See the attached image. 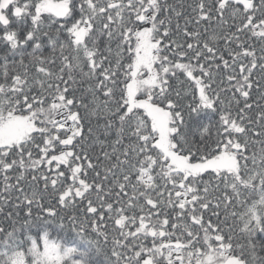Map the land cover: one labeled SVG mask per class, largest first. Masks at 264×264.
<instances>
[{"label": "snow or ice", "instance_id": "snow-or-ice-1", "mask_svg": "<svg viewBox=\"0 0 264 264\" xmlns=\"http://www.w3.org/2000/svg\"><path fill=\"white\" fill-rule=\"evenodd\" d=\"M264 264V0H0V264Z\"/></svg>", "mask_w": 264, "mask_h": 264}, {"label": "trees", "instance_id": "trees-1", "mask_svg": "<svg viewBox=\"0 0 264 264\" xmlns=\"http://www.w3.org/2000/svg\"><path fill=\"white\" fill-rule=\"evenodd\" d=\"M96 264H105L103 256L96 257Z\"/></svg>", "mask_w": 264, "mask_h": 264}]
</instances>
